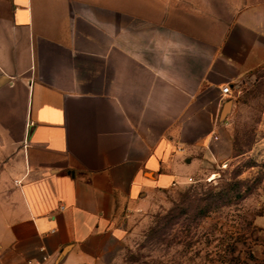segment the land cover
<instances>
[{
	"label": "crops",
	"instance_id": "1",
	"mask_svg": "<svg viewBox=\"0 0 264 264\" xmlns=\"http://www.w3.org/2000/svg\"><path fill=\"white\" fill-rule=\"evenodd\" d=\"M260 70L264 0H0V264H110Z\"/></svg>",
	"mask_w": 264,
	"mask_h": 264
},
{
	"label": "rangeland",
	"instance_id": "2",
	"mask_svg": "<svg viewBox=\"0 0 264 264\" xmlns=\"http://www.w3.org/2000/svg\"><path fill=\"white\" fill-rule=\"evenodd\" d=\"M227 102L215 158L147 194L110 264H264V71Z\"/></svg>",
	"mask_w": 264,
	"mask_h": 264
},
{
	"label": "trees",
	"instance_id": "3",
	"mask_svg": "<svg viewBox=\"0 0 264 264\" xmlns=\"http://www.w3.org/2000/svg\"><path fill=\"white\" fill-rule=\"evenodd\" d=\"M211 193H212V192H211ZM222 195H224V194H222ZM211 196H216V197L220 198V197H221V190H218V191L214 192L213 195L210 194V195L208 196V198H207V196L204 197V199H206V200L208 199V200H209V199L211 198ZM212 201H213V200L211 199L209 202L206 203L205 212L211 210V203H212ZM227 201H228V202H227ZM229 201H230V198H228V199L226 200L225 203H229Z\"/></svg>",
	"mask_w": 264,
	"mask_h": 264
},
{
	"label": "built area",
	"instance_id": "4",
	"mask_svg": "<svg viewBox=\"0 0 264 264\" xmlns=\"http://www.w3.org/2000/svg\"><path fill=\"white\" fill-rule=\"evenodd\" d=\"M221 93L223 95H229V93H230V86L228 84H225L224 86H222ZM15 183H17L16 180H15ZM46 258H47L46 256L43 257V259H46ZM29 264H31V263H29Z\"/></svg>",
	"mask_w": 264,
	"mask_h": 264
},
{
	"label": "water",
	"instance_id": "5",
	"mask_svg": "<svg viewBox=\"0 0 264 264\" xmlns=\"http://www.w3.org/2000/svg\"><path fill=\"white\" fill-rule=\"evenodd\" d=\"M230 102L225 103L224 108H223V114L226 113V111L229 109Z\"/></svg>",
	"mask_w": 264,
	"mask_h": 264
}]
</instances>
